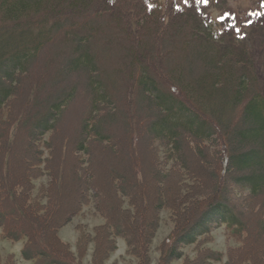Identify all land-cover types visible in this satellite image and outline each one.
I'll list each match as a JSON object with an SVG mask.
<instances>
[{
  "label": "trees",
  "instance_id": "1",
  "mask_svg": "<svg viewBox=\"0 0 264 264\" xmlns=\"http://www.w3.org/2000/svg\"><path fill=\"white\" fill-rule=\"evenodd\" d=\"M212 5L0 0V228L20 257L84 264L93 243L91 264H106L123 238L153 264L171 208L158 264H264V11L213 28ZM53 56L66 68L45 69ZM55 73L74 83L53 90ZM71 110L81 123L64 133ZM91 203L105 223L79 226L73 251L59 229ZM223 225L225 251L208 245Z\"/></svg>",
  "mask_w": 264,
  "mask_h": 264
},
{
  "label": "rangeland",
  "instance_id": "2",
  "mask_svg": "<svg viewBox=\"0 0 264 264\" xmlns=\"http://www.w3.org/2000/svg\"><path fill=\"white\" fill-rule=\"evenodd\" d=\"M212 15H213V21H212V26L213 28H217L219 25V22L221 18L223 17L224 11H227L228 15L234 16L238 19L239 23L246 24L248 19L250 18L251 15L259 13L264 11V0H213V5H212ZM58 62L56 66V70L59 71V68L65 67L64 62L58 61L56 56H53V58L49 61V63H45L44 67L49 68L51 65H54L53 63ZM43 68V67H42ZM43 73V71H42ZM45 73V71H44ZM43 73V74H44ZM75 74L73 73L71 75L66 74L65 76L63 75L62 80L57 79V73H55L53 76L50 75L49 79L46 80L49 85L53 88L55 91L60 90V85L63 87L65 85L73 84L74 83V78ZM82 77V74H77ZM41 76V75H40ZM83 90H80V93L78 96V100L75 103V107L81 108V105L84 103L83 101L86 100L85 96L82 95ZM77 117L74 116L73 110H71L68 114L67 117L65 118L62 126V129L64 130V133H70L71 131H74L73 129L77 126L80 125V120L79 118L76 120ZM73 123V124H72ZM119 124V123H117ZM116 125V124H115ZM121 128V124L116 126ZM70 131V132H69ZM121 132V129L119 133ZM118 140L119 145L123 147L122 149L127 150V144L125 143V147L122 146L123 141L126 142V138H121ZM143 147V144H142ZM145 144H144V149H145ZM147 150V149H146ZM149 152V151H145ZM162 155V152H161ZM127 156V154H126ZM113 155H105V163L109 169H113L112 166L116 164L114 160ZM124 161V160H123ZM166 168V167H165ZM206 175H210L211 171H205ZM212 177V174L210 175ZM149 179V177H148ZM199 183V179H191L189 178V183L192 185L193 183ZM190 185V186H191ZM184 192L185 189L182 190ZM199 192V193H198ZM202 192L199 188L197 190V193L200 194ZM204 195L205 193H201ZM175 216L171 208H166L161 211V220L159 227L156 230V236L153 239V246L154 248L153 251V264H158L160 260V254L157 250V248L163 243L164 239L173 231L174 226H175ZM105 223V220L102 216H100L98 213L95 211V207L93 203L89 205L83 206L82 210L73 215L70 218V221L67 222L65 225L61 226L59 229V237H61L62 240H65L69 242L71 245L73 251H76V242L78 235L82 230L79 229V226L85 225L86 229L84 231L89 232L91 234L94 233V227L96 225ZM2 230L0 228V249L2 253H15L18 258H19V263L18 264H30V261H27L20 257L21 255V249H22V241H17L13 242L7 239H4L2 236ZM215 238L212 242L208 243L209 246L218 249V250H223L225 251L226 248L228 247L229 244H234V241L230 239L227 235V228L225 225L221 226L215 231L214 234ZM127 243L123 238H118L117 239V249L111 254L110 258L107 260L106 264H136V260L134 256H131L128 254L127 251ZM94 251V244L91 243L88 247V253L84 257V264H91L92 262V255ZM191 252V251H190Z\"/></svg>",
  "mask_w": 264,
  "mask_h": 264
},
{
  "label": "snow or ice",
  "instance_id": "3",
  "mask_svg": "<svg viewBox=\"0 0 264 264\" xmlns=\"http://www.w3.org/2000/svg\"><path fill=\"white\" fill-rule=\"evenodd\" d=\"M185 4L188 3V0H184ZM200 2H206V0H200Z\"/></svg>",
  "mask_w": 264,
  "mask_h": 264
}]
</instances>
